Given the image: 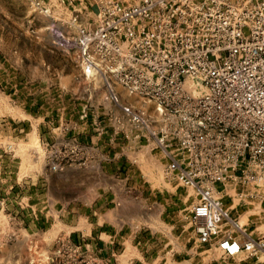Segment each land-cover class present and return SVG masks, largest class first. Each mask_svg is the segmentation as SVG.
Segmentation results:
<instances>
[{"label": "rangeland", "instance_id": "rangeland-1", "mask_svg": "<svg viewBox=\"0 0 264 264\" xmlns=\"http://www.w3.org/2000/svg\"><path fill=\"white\" fill-rule=\"evenodd\" d=\"M56 24L31 0H0V264L263 261L198 243L193 191L163 178L161 154L55 43ZM225 203L264 244V203Z\"/></svg>", "mask_w": 264, "mask_h": 264}, {"label": "built area", "instance_id": "built-area-1", "mask_svg": "<svg viewBox=\"0 0 264 264\" xmlns=\"http://www.w3.org/2000/svg\"><path fill=\"white\" fill-rule=\"evenodd\" d=\"M31 2L161 154L163 178L193 191L198 243L223 258L264 255L225 203L229 193L264 203V0Z\"/></svg>", "mask_w": 264, "mask_h": 264}, {"label": "bare ground", "instance_id": "bare-ground-1", "mask_svg": "<svg viewBox=\"0 0 264 264\" xmlns=\"http://www.w3.org/2000/svg\"><path fill=\"white\" fill-rule=\"evenodd\" d=\"M234 219V218H233ZM235 220V219H234ZM236 223H237V225L239 226V227H242V226H240L239 224H238V222L237 221H235Z\"/></svg>", "mask_w": 264, "mask_h": 264}]
</instances>
